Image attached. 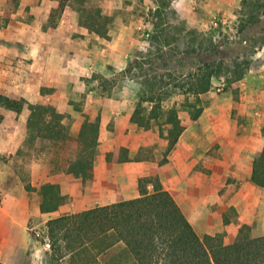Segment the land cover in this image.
Instances as JSON below:
<instances>
[{"label": "crops", "instance_id": "0c3cea01", "mask_svg": "<svg viewBox=\"0 0 264 264\" xmlns=\"http://www.w3.org/2000/svg\"><path fill=\"white\" fill-rule=\"evenodd\" d=\"M123 1L117 5L109 1L107 7L113 11ZM195 1L210 14L225 15L242 6L241 0ZM69 2L59 13L60 0H0V14L12 8L10 19L0 25V43H15L13 47L0 44V94L26 101L20 113L0 105V155L7 159L0 169V260L20 264L22 255L36 249L27 232L30 217L46 224L62 215L136 198L140 196L138 179L145 175L160 176L164 188L173 194L200 236L225 232L228 243L244 224L252 226L253 237L264 236V188L252 181L254 157L264 146L259 132L248 133L241 143L235 138V152L223 146L220 155H208L206 109L197 120L190 119L165 164L155 159L136 160L143 139L152 136L157 143L155 158L168 145L157 129L145 130L131 121L141 82L128 77L110 94L94 96L83 78L95 71L101 73L100 77L110 78L138 58L131 56L138 41L134 26L118 15L112 17L107 35H100L82 23L81 10L75 11ZM23 12L30 15L29 19L15 17ZM54 12L59 13L58 19L49 25ZM33 104L49 105L64 114L63 123L74 138L79 137L86 121L98 122L92 179L84 180L68 171L64 157L69 153L63 151L62 142L43 138L28 127ZM43 142L54 145V150L62 149L56 165L46 159L45 150L41 151ZM75 142L68 141L66 149L72 144L76 147ZM118 145L129 149L130 161L106 160L107 152ZM230 177L234 178L232 182ZM67 182L76 186L69 189ZM48 183L57 185L63 197L52 211L41 208V187ZM233 183L238 185L234 192ZM67 195L73 198L64 203ZM78 205L83 207L73 208ZM231 210L236 213L235 219L228 214ZM19 247L16 259L11 252Z\"/></svg>", "mask_w": 264, "mask_h": 264}, {"label": "trees", "instance_id": "16d2710c", "mask_svg": "<svg viewBox=\"0 0 264 264\" xmlns=\"http://www.w3.org/2000/svg\"><path fill=\"white\" fill-rule=\"evenodd\" d=\"M67 1L60 0L59 13ZM81 1L83 4L86 2ZM242 8L239 39L218 44L216 37L208 34V45L199 47L201 53L195 58L198 64L195 70L175 85L179 93H192L195 97L192 103L187 104L192 110L191 120H197L202 114L204 107L201 95L211 89L212 78L218 74L225 53L231 50L241 55L249 48H256V33H264V1L242 0ZM80 16L82 23L91 30L107 35L112 18L104 15L100 7H83ZM259 22H262V26L258 31L248 33ZM135 63L136 58L112 77H100L103 90L110 94L121 80L135 77ZM232 72L234 75L229 78L230 82L239 81L246 74L240 68ZM162 90L163 87L156 82L150 83L149 79L141 81L140 94L131 117L133 123L145 129L164 118L160 134L167 138L168 145L160 164L168 161L169 153L189 125L180 117L177 107L164 108L162 102L172 91ZM25 103L24 98L16 99L0 94V105L17 113L23 110ZM63 118L64 114L49 105L33 104L28 127L43 138L62 142V148L69 153L68 157H64L69 163L68 171L84 180L92 179L99 124L86 121L79 137L74 138L68 133ZM2 119L0 113V123ZM164 129L167 130L166 134ZM71 140L76 141V147L69 151L66 145ZM106 160L119 163L130 161L129 149L118 145L107 152ZM252 181L259 188H264V146L254 157ZM138 184L140 196L136 198L50 219L46 227L53 259L55 256H60V259L67 256V264H264V236L243 235L231 243L225 242L224 233L200 236L173 194L164 188L158 174L141 176ZM150 184L153 185L152 191L147 188ZM41 190L44 194L42 210L58 208L63 200L58 193V186L48 183ZM119 243H123L124 248L119 254L111 255Z\"/></svg>", "mask_w": 264, "mask_h": 264}, {"label": "rangeland", "instance_id": "374dc122", "mask_svg": "<svg viewBox=\"0 0 264 264\" xmlns=\"http://www.w3.org/2000/svg\"><path fill=\"white\" fill-rule=\"evenodd\" d=\"M109 1L117 5L120 0H86L84 4L80 0H70L69 5L75 11L81 10L83 7H100L105 15L111 16V18L118 15L124 16L132 23L138 40L131 53L132 58L138 57L136 58L137 63H135L136 68L133 71L136 75L135 78L140 82L149 79L150 83L156 82L162 86V91H172L162 102L164 108L177 107L180 117L189 122L192 110L188 108L187 104L192 103L195 97L192 93H179V89L175 85L182 82L186 74L195 70L198 65L195 63L197 62L195 58L201 53L199 47L208 45V34L216 37L218 44L239 39L238 29L240 28L242 6H238L233 13L223 15L221 12L216 14L206 12L204 7L200 6L199 1L195 0H177L175 2L172 0H124L112 11L107 7ZM11 10L12 8H7L4 13L0 14V25L4 23V19H10ZM25 12L17 14L15 17L22 19L24 16L29 19L30 15ZM112 12H114L113 15H111ZM58 15V12L53 13L49 25L55 23ZM261 24L262 22L256 23L248 30V33L257 32L262 26ZM187 29H189L188 33H186ZM256 35L258 37L256 48H249L241 55L232 53L231 50L229 53H225L224 60L218 68V74L212 78L211 90L201 95L203 112L207 109L205 117L208 120L207 132L210 146L208 155H220L223 146L225 150L235 152L238 150V143L233 140L238 137L241 143L243 137L256 130L259 132V141L264 145V36L261 38L264 33H256ZM9 43L11 44H0L8 47H13L15 44ZM206 55L208 58V54ZM235 68L244 70L246 74L241 80L230 82L229 78L234 75L232 71ZM100 74L95 71L90 74L91 76H83L88 81L90 90H94L91 95L102 96L101 94L105 92L103 86L100 85ZM123 83L124 81L121 80L117 86H123ZM163 119L155 121L149 129L145 130L155 131L157 129L160 131ZM214 120L216 121L213 122ZM166 132L167 130L164 129L165 134ZM156 144L152 136L143 139L142 151L136 156V160L155 159L159 163L164 157L166 148L158 158H155ZM41 147V151H46V159L55 165L58 151L62 152V149L65 151L64 148L54 150V145L44 142ZM74 148L75 146L72 144L68 150H74ZM5 163H7V159L0 155V169L5 167ZM231 180L233 181L234 178L230 177L229 181L232 182ZM67 184L69 189L76 186L70 182ZM147 188L152 191L153 185L150 184ZM237 188L238 185L233 183L231 190L234 192ZM72 198L67 195L64 203H68ZM87 206L84 205V207ZM82 207V205H78L73 208L80 209ZM228 214L232 219H235L234 210L229 211ZM246 225L247 227H241L238 233L231 235L227 242H234L243 235L253 237L252 226ZM27 232L31 243L35 242L37 247L36 249L30 248L27 253L22 255L20 264L68 263L67 256L61 259L60 256H55L53 259L54 254L51 246L45 245L44 237L48 236L47 227L41 219L30 217ZM123 248L124 244L119 243L111 251V255L119 254ZM20 250L19 247L16 252H11V254L18 259ZM0 264L5 263L0 260Z\"/></svg>", "mask_w": 264, "mask_h": 264}, {"label": "built area", "instance_id": "2783aa9c", "mask_svg": "<svg viewBox=\"0 0 264 264\" xmlns=\"http://www.w3.org/2000/svg\"><path fill=\"white\" fill-rule=\"evenodd\" d=\"M215 24H217V22H214ZM90 75V73H88L87 74V76H89ZM91 76V75H90ZM38 235H40L39 233H38ZM44 240H45V245L47 246V247H50L51 246V241H50V238L48 237V236H46V237H44Z\"/></svg>", "mask_w": 264, "mask_h": 264}]
</instances>
